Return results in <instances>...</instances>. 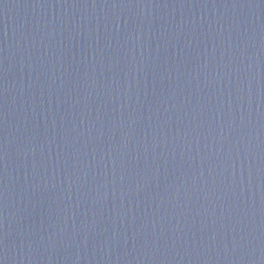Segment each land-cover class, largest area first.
<instances>
[{
    "label": "water",
    "instance_id": "obj_1",
    "mask_svg": "<svg viewBox=\"0 0 264 264\" xmlns=\"http://www.w3.org/2000/svg\"><path fill=\"white\" fill-rule=\"evenodd\" d=\"M0 264H264V0H0Z\"/></svg>",
    "mask_w": 264,
    "mask_h": 264
}]
</instances>
